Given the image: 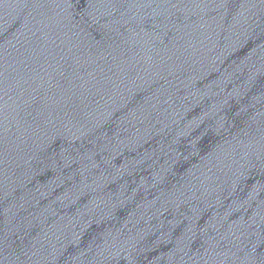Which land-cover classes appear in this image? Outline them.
<instances>
[{"label": "water", "instance_id": "obj_1", "mask_svg": "<svg viewBox=\"0 0 264 264\" xmlns=\"http://www.w3.org/2000/svg\"><path fill=\"white\" fill-rule=\"evenodd\" d=\"M0 264H264V0H0Z\"/></svg>", "mask_w": 264, "mask_h": 264}]
</instances>
